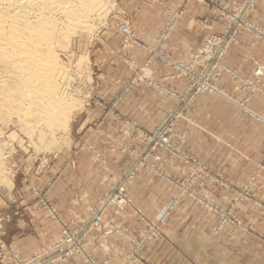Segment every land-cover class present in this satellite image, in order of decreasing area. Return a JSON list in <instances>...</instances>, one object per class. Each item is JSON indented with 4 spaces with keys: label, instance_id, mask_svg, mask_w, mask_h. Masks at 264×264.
Listing matches in <instances>:
<instances>
[{
    "label": "rangeland",
    "instance_id": "obj_1",
    "mask_svg": "<svg viewBox=\"0 0 264 264\" xmlns=\"http://www.w3.org/2000/svg\"><path fill=\"white\" fill-rule=\"evenodd\" d=\"M97 1L104 8L99 18L91 19L86 28H77L74 23L60 25L54 38V43L59 47H55L59 63H64L62 66L66 71L58 78L61 96L72 104L73 110H68L61 120L42 124L32 122L33 125H29V120L25 119L27 106L23 101L24 104L20 101V105L16 100H12L14 104L0 103V263L11 260L14 264H71L77 258L81 264H108L109 259L99 260L92 251L89 237L103 226L111 207L124 210L134 205L129 187L141 172L149 171L169 181L177 194L171 199L168 212L157 220L146 221L139 235L120 226L110 227L108 232L123 235L132 243L130 252L121 264H180L178 259L147 258L143 252L150 243L166 238L168 213L172 215L185 197L202 209L200 213L189 215L190 218L203 216L212 221V226L188 227L187 244L191 249H188L186 262L181 264H264V261L249 253L250 242L246 238L252 234L251 237L255 239L254 235L259 236L264 232V189L261 191L264 161L259 166L252 165L253 172L247 181L235 182L206 165L190 151L187 132L181 128V123L201 95L229 101L239 110V117L264 127V110H258L254 105L259 99L264 101V64L258 62L250 51H257L255 46L264 42V28L251 17L258 0H241L233 8L222 3L215 4L216 13L226 21L224 31L207 35L202 47L185 58L171 52L170 40L188 0H182L178 7L165 6L168 17L157 33L136 29L128 12L123 10L121 0ZM117 22L128 23L138 39L131 42L126 38L119 31ZM105 29L116 33L120 40V54L134 71V77L124 84L123 91H128L136 79L145 87L170 97L172 107L164 114L156 111L147 123L143 116L126 114L118 110L120 96L108 100L102 87L94 82L89 50L101 45L98 34ZM242 32L252 34L254 41L241 62L233 65L227 55L233 47L243 43ZM211 39L216 44L213 53L206 55L204 49ZM134 49L145 51L146 61L142 66L132 57ZM249 59L254 63V68L247 74L244 73V65ZM155 61L168 67V77L187 79L186 90L178 92L164 86L162 80L146 74L147 67L149 69ZM220 63L230 69L218 73ZM206 79L215 83L221 91L202 90L200 81ZM226 79L234 88L226 85ZM105 110L111 111L107 116L109 119L129 127L140 141L137 146L116 141L117 149L128 155L130 162L121 171L112 172L109 189L92 207L90 217L74 226L50 200L51 164L56 156L66 150L77 155L75 152L86 149L100 167L108 169L104 153L83 140L85 127L96 129L107 118ZM192 144L196 145L195 140ZM250 152L251 157L258 154L255 148ZM167 160L187 165L188 174L175 176L165 168L164 162ZM256 166L257 170L254 171ZM202 178L209 181L212 189L221 187L228 190L233 198L225 204L210 193L199 190L197 185ZM19 227L27 233L21 239L23 249L2 238ZM56 229L60 237L52 242L47 237L52 234L51 230L54 233ZM68 235L77 237L85 250L83 254H73L67 260H56L59 253L57 245L66 241ZM199 240L202 242H196ZM257 245L251 243L256 250L259 248Z\"/></svg>",
    "mask_w": 264,
    "mask_h": 264
},
{
    "label": "crops",
    "instance_id": "obj_2",
    "mask_svg": "<svg viewBox=\"0 0 264 264\" xmlns=\"http://www.w3.org/2000/svg\"><path fill=\"white\" fill-rule=\"evenodd\" d=\"M240 1L188 0L185 12L170 40L171 52L185 58L199 50L207 35L224 31L226 21L216 13L214 5L222 3L233 8ZM121 4L123 10L128 12L129 19L136 29L157 33L168 17L165 6L178 7L182 4V0H162L160 3L154 0H121ZM251 17L255 23L264 28V0H258ZM241 35L243 43L233 47L227 55L228 61L233 65L241 62L254 41L252 34L248 32H242ZM98 36L101 45L91 47L89 50L93 79L98 86L102 87V92H105L108 100L120 96L118 110L131 116H143L147 123L149 117L154 116L156 111L164 114L172 107L173 101L170 97L145 87L136 79L133 80L134 83L129 90L124 92L123 86L134 77V71L128 67L120 54V40L111 29L103 30ZM255 47L257 51L250 50L252 56L264 64V42L258 43ZM95 48L97 50H94ZM132 57L140 66L146 61V54L142 49H134ZM244 68V73L249 74L253 71L254 63L249 59ZM146 74L153 79L162 80L164 86L178 92H184L188 87L187 79L168 77V67L161 65L158 61L151 63L149 69L147 67ZM226 85L230 89L234 88L227 79ZM254 105L258 110H264L263 100L259 99ZM109 112L111 111L105 110L106 117L110 114ZM239 115V110L229 101L220 97L201 95L196 99L195 106L188 112L187 118L181 123V128L187 132L190 151L215 171L235 182L243 183L252 175V165L259 166L264 161V127ZM87 129V127L84 128L83 140L104 153L108 161V169L100 167L86 149L75 152L77 155L66 150L52 161L49 177L51 202L74 226L90 217L92 207L109 189L112 172L121 171L130 162V157L117 149L116 141L133 146H137L140 141L137 134L129 127L108 117L96 129ZM194 140L196 145L193 146ZM252 148L258 151L255 157H251L250 149ZM164 166L177 177H184L189 171L187 165H178L171 160L165 161ZM257 166L254 171L257 170ZM262 183L261 191L264 189V182ZM197 188L219 198L225 204L233 198V195L224 188L212 189L205 178L201 179ZM129 194L134 205L124 210L116 206L111 207L105 216L103 226L93 231L89 237L88 243L92 251L99 260L109 259L108 264L123 263L132 248L128 238L108 232L110 227L120 226L132 234L139 235L146 221L157 220L166 211L168 212L170 201L177 194V190L169 181L160 179L149 171H143L130 185ZM193 204L185 197L172 215L168 213L165 225L166 238L150 243L143 252L144 256L151 259H178L180 264L186 262L188 249H191V246L187 244L188 227L210 228L212 226V221L203 216L190 218L189 215L192 213L202 211L196 203ZM56 230L54 233L51 230L52 234L47 237L51 238L52 242L60 237L59 230L58 232ZM26 234L25 230L19 227L9 231L2 238L23 249L21 239ZM251 235L246 237L250 242L249 253H252L254 258L264 261V232L259 233V236L254 235L255 239ZM196 242L201 243L202 240ZM251 243L259 248L256 250L255 247H251ZM245 250L247 252V249H244V252ZM0 264L14 263L11 260H4ZM71 264H81V261L76 258Z\"/></svg>",
    "mask_w": 264,
    "mask_h": 264
},
{
    "label": "bare ground",
    "instance_id": "obj_3",
    "mask_svg": "<svg viewBox=\"0 0 264 264\" xmlns=\"http://www.w3.org/2000/svg\"><path fill=\"white\" fill-rule=\"evenodd\" d=\"M103 9L97 0H0V103L23 101L29 125L73 110L61 96L58 78L66 71L54 38L60 25L86 28Z\"/></svg>",
    "mask_w": 264,
    "mask_h": 264
},
{
    "label": "built area",
    "instance_id": "obj_4",
    "mask_svg": "<svg viewBox=\"0 0 264 264\" xmlns=\"http://www.w3.org/2000/svg\"><path fill=\"white\" fill-rule=\"evenodd\" d=\"M249 25H250L249 27H252L251 24ZM117 27L119 31L124 34L126 38L131 40V42L138 39V37L135 36L131 26L128 23H118ZM215 44H216V41L214 39H211L208 46L206 45V48L204 49V53L206 55L213 53V46ZM130 45L131 44H129V46ZM229 69L230 68L220 63L218 67V73L222 72L223 70H229ZM200 85H201L202 90H208L211 92L221 91L215 83L209 81L208 79L200 81ZM57 247H58L59 253L57 255L56 260H67L73 254H81V253L83 254V251L85 250L82 244H79V239H77V237L72 236V235H68L67 240L60 242L57 245Z\"/></svg>",
    "mask_w": 264,
    "mask_h": 264
}]
</instances>
